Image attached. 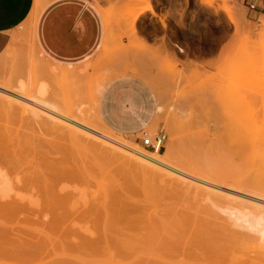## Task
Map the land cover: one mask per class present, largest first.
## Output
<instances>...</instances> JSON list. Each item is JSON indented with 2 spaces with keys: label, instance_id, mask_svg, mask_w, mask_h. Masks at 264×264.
I'll return each mask as SVG.
<instances>
[{
  "label": "rangeland",
  "instance_id": "1",
  "mask_svg": "<svg viewBox=\"0 0 264 264\" xmlns=\"http://www.w3.org/2000/svg\"><path fill=\"white\" fill-rule=\"evenodd\" d=\"M152 1L93 0L109 37L87 65L49 62L26 27L0 57V264H264V0ZM228 35L208 68L195 61ZM133 70L159 100L137 139L97 116L104 84ZM20 84L46 88L51 109L6 91ZM98 133L150 156L143 140L161 135L175 174Z\"/></svg>",
  "mask_w": 264,
  "mask_h": 264
},
{
  "label": "crops",
  "instance_id": "2",
  "mask_svg": "<svg viewBox=\"0 0 264 264\" xmlns=\"http://www.w3.org/2000/svg\"><path fill=\"white\" fill-rule=\"evenodd\" d=\"M33 14H36L34 28L30 26ZM158 17L159 11L156 21L160 26ZM23 27L29 30L38 53L64 68L87 65L104 51L109 37L104 17L93 0H0V57L16 45ZM158 32L161 35L157 40L143 34L148 47L156 49L161 45L166 31L161 27ZM182 32L208 30L183 29ZM232 32L234 35V28ZM231 41L228 35L215 55L195 61L205 63L208 68ZM132 73L135 75H118L104 84L98 95L97 116L112 134L137 139L153 127L159 100L151 84L137 76L136 71Z\"/></svg>",
  "mask_w": 264,
  "mask_h": 264
},
{
  "label": "bare ground",
  "instance_id": "3",
  "mask_svg": "<svg viewBox=\"0 0 264 264\" xmlns=\"http://www.w3.org/2000/svg\"><path fill=\"white\" fill-rule=\"evenodd\" d=\"M34 15V14H33ZM35 20H36V14L34 15V16H32V19H31V22H30V26L32 27V28H34L33 27V25H34V23H35ZM54 71H55V69H54ZM53 75V77L54 76H56V75H59L58 76V78L59 77H61V78H65V77H70L71 76V74L69 73V72H67V70H63L62 71V73H57V74H52ZM58 78H55V79H58ZM16 83V82H15ZM13 85V84H12ZM7 87V86H6ZM8 88V87H7ZM3 89H4V91H5V88L3 87ZM13 89V88H12ZM11 89V90H12ZM20 89H21V91L24 93V95H19V94H17V92L16 93H14L13 91H11L10 89H8V90H6L8 93H11L12 94V96H13V98H20V99H22L23 101H26V102H29L30 104H29V106H32L33 108H38L39 110L41 109V110H45V111H47V109L48 108H50L51 109V107H48V98H47V100L45 99V97H46V95H47V89L46 88H41L40 90H38L37 91V94H35V95H32V93H34V89H32V88H28V87H26L25 85H23V84H20ZM35 93H36V91H35ZM5 94V93H4ZM7 94V93H6ZM5 100V99H4ZM19 100V99H18ZM21 102V101H20ZM11 104V103H10ZM49 106H50V103H49ZM31 107V108H32ZM48 107V108H47ZM32 108V109H33ZM55 110V109H54ZM34 111V110H33ZM50 111V110H49ZM35 113V115H37L36 114V112H34ZM83 126V125H82ZM84 127V129H86L85 131L86 132H88V134H91V133H89V127H87V126H83ZM88 129V130H87ZM92 130L90 129V132H91ZM92 133H94L95 134V132H92ZM98 134H100V133H98ZM101 136L99 137L98 136V138H100V140H102V145H104L105 143H103V142H109V143H114V144H116V146L118 147V148H120L119 150H122L123 151V153H122V156H123V158H126V159H128V160H130V161H132L133 163H135L138 167H140V168H142L143 170H150V171H158L159 169L158 168H168V169H170V171L171 172H173L174 173V169H171V167H169L168 165H167V163L165 162V161H163L161 158V155H158L157 153H159V152H155V154L154 155H152V156H150V155H148L145 151H142V150H137V149H134L133 147H131V146H129V145H127V144H124V143H121V142H115V140L114 139H112L111 137H108V136H106V135H102V134H100ZM94 136H97V134L96 135H94ZM114 141V142H113ZM110 149H112V148H110ZM114 150H116V149H114ZM117 151V150H116ZM175 174V173H174ZM170 177H172V176H170ZM173 179H174V181L175 182H177L178 181V179L177 178H174L173 177ZM1 181H2V179H0ZM0 181V182H1ZM0 184H4L3 182H1ZM255 211V210H254ZM216 216H221L219 213H214ZM213 214V215H214ZM230 217V216H229ZM217 218V217H216ZM220 218V217H219ZM221 219V218H220ZM217 220H219V219H217ZM224 220V219H223ZM222 221V220H221ZM236 221H237V219H236ZM229 222H231V221H229ZM233 222V221H232ZM218 223V222H217ZM223 224V223H222ZM228 224V223H227ZM226 224V225H227ZM230 224H232V223H230ZM215 225H217L216 223H215ZM219 225V224H218ZM255 225V224H254ZM224 226V225H223ZM218 227V226H217ZM228 227V226H227ZM227 227H226V229H227ZM228 229H229V227H228ZM231 230V229H230ZM226 231H229V230H226ZM230 232V231H229ZM233 234V233H232ZM226 236V235H225ZM256 239H258V238H256Z\"/></svg>",
  "mask_w": 264,
  "mask_h": 264
},
{
  "label": "built area",
  "instance_id": "4",
  "mask_svg": "<svg viewBox=\"0 0 264 264\" xmlns=\"http://www.w3.org/2000/svg\"><path fill=\"white\" fill-rule=\"evenodd\" d=\"M251 9H255V6H251ZM143 146L154 152H159L164 146V138L161 135L156 136L154 139L151 137L145 138L143 140Z\"/></svg>",
  "mask_w": 264,
  "mask_h": 264
}]
</instances>
